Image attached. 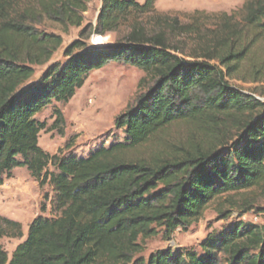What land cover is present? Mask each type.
<instances>
[{"label":"trees","instance_id":"obj_1","mask_svg":"<svg viewBox=\"0 0 264 264\" xmlns=\"http://www.w3.org/2000/svg\"><path fill=\"white\" fill-rule=\"evenodd\" d=\"M157 1L102 0L95 25L64 50L65 63L33 83L35 67L62 45L41 26L64 34L80 28L91 0H0V185L25 168L52 191L40 209L49 202L57 214L33 219L9 259L0 249V264H264V224L241 221L206 237L200 252L165 249L134 259L138 238L157 228L169 238L198 222L218 197L264 186V103L230 84L264 83V0H245L238 21L234 13L194 11L187 24L157 17L150 31L140 20L156 14ZM124 28L114 44L82 40L87 29L97 40ZM110 62L144 73V93L114 122L123 143L86 157L44 152L38 141L46 125L36 115L67 104ZM53 114L51 128L62 134V113ZM175 125L187 126L189 137L169 144L164 135ZM224 130L233 133L226 144ZM251 209L243 204L245 213ZM2 238L21 239V225L0 217Z\"/></svg>","mask_w":264,"mask_h":264},{"label":"rangeland","instance_id":"obj_2","mask_svg":"<svg viewBox=\"0 0 264 264\" xmlns=\"http://www.w3.org/2000/svg\"><path fill=\"white\" fill-rule=\"evenodd\" d=\"M137 1L142 4L144 0ZM101 2L102 0H91L87 12L83 15V25L80 28H70L66 34L51 23L41 26L40 29L46 33L61 36L62 45L48 63L35 67L31 82H37L50 65L65 63L64 50L74 41L81 40L79 34L86 25H95ZM244 2L245 0H158L155 3L156 14L143 17L140 23L150 31L156 29L154 19L157 17L177 18L180 24H187L189 19L185 15L192 14L194 11H204L207 14L234 13L238 21L242 16L241 8ZM209 24L214 25L211 22ZM126 33L127 29L124 28L96 40L95 34H91L87 29L82 40L91 47H98L114 44ZM180 39L185 38L180 37ZM185 42L188 43L186 44L188 49L194 45L190 38H186ZM143 78L142 71L121 63L110 62L103 68L94 70L87 77L83 87L67 104L53 103L36 115V120L46 125L39 136V147L50 155L62 150L63 154L70 153L76 157H86L91 151L101 146L109 147L116 143H123L124 134L115 128L114 122L134 104L139 95L144 93L145 87L139 88ZM230 84L247 94H254L257 100L264 103V83L245 84L232 80ZM55 109L59 110L63 116L62 134L51 128L55 120L53 114ZM222 136V143L226 144L233 133L224 130ZM188 137V128L185 125H175L164 135L165 141L169 144H178ZM67 145L69 149L66 150ZM2 180L0 217L18 222L22 231L21 239L2 238L0 240V249L9 259L15 248L26 239L28 226L33 219L38 216L51 218L57 214L51 211L49 202L53 195L50 187L45 185L41 188L25 168L14 169L9 177L3 176ZM44 194L48 196L49 202L45 203L46 208L42 211L40 205ZM246 202L252 205V209L245 213L242 207ZM221 211H231L230 216L222 219ZM238 221L256 226L264 224V186L218 197L208 206L198 222L187 228L177 229L169 238L165 236L163 228H157L152 237L138 238V251L134 259H147L151 253L165 249H171L174 252L182 250L200 252L199 245L206 237L219 235Z\"/></svg>","mask_w":264,"mask_h":264}]
</instances>
